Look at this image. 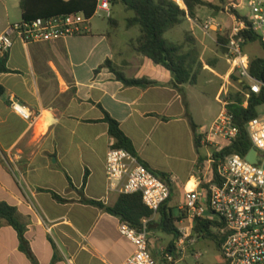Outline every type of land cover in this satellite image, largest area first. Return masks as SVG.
<instances>
[{
    "label": "crops",
    "instance_id": "obj_1",
    "mask_svg": "<svg viewBox=\"0 0 264 264\" xmlns=\"http://www.w3.org/2000/svg\"><path fill=\"white\" fill-rule=\"evenodd\" d=\"M116 7L121 19L93 24L92 17L88 34L27 46L15 39L0 55L8 69L0 73V202L16 208L38 264H123L133 251L118 232V218L81 203L86 198L113 205L119 197L107 189L105 156L114 140L105 113L118 123L138 160L165 176L170 199L175 191L183 199L184 190L208 171L213 151L203 133L225 109L220 96L226 90L203 59V42L184 23L164 35L181 44L189 34L198 50L197 82L179 87L182 98L170 72L133 49L140 34L137 26L126 27L133 13L117 4L110 15ZM13 11H19L18 20ZM20 21V0H0V34ZM106 61L126 79L156 84L124 86ZM14 105L29 117L20 116ZM149 221L151 237L160 232L158 215ZM18 246L14 229L0 223V264H31ZM156 246L150 239L149 248Z\"/></svg>",
    "mask_w": 264,
    "mask_h": 264
},
{
    "label": "built area",
    "instance_id": "obj_2",
    "mask_svg": "<svg viewBox=\"0 0 264 264\" xmlns=\"http://www.w3.org/2000/svg\"><path fill=\"white\" fill-rule=\"evenodd\" d=\"M111 3L112 0H97L93 17L104 13L109 18ZM221 12L230 20L229 27L209 19L202 29L226 37L228 75L234 74L242 88L248 87L243 93L245 107L249 94L259 93L264 86L250 76V60L243 51V33L247 30L264 41V0H231ZM89 21L83 13H74L9 25L0 34V55L11 49L15 39L27 46L88 34ZM14 110L23 118L29 117L18 105H14ZM245 129L257 153V164L248 163L238 154L227 155L222 160H216L212 154L208 157L205 177L183 192V204L179 208L182 217L178 221L180 237L175 242L174 254L183 251L185 243H195L192 234L195 222L200 219L219 224H212L210 230L221 238L219 253L223 264H264V115L250 120ZM237 132L232 117L224 109L203 133L204 141L214 147V153H219L231 144ZM105 175L109 192L140 194L143 204L154 214L171 196L169 186L124 149H108ZM118 232L133 246L123 264H158L150 253L147 220L139 231L120 223ZM174 254L165 255L167 264H173Z\"/></svg>",
    "mask_w": 264,
    "mask_h": 264
},
{
    "label": "trees",
    "instance_id": "obj_3",
    "mask_svg": "<svg viewBox=\"0 0 264 264\" xmlns=\"http://www.w3.org/2000/svg\"><path fill=\"white\" fill-rule=\"evenodd\" d=\"M97 0H20L21 21L31 22L35 19H47L51 17L66 16L74 13H83L88 19L94 14ZM222 3V0H218ZM112 5H121L126 11L132 12L133 16L126 20V27L137 26L139 28V37L133 49L150 59L154 64L159 65L170 72L173 77V86L181 93L184 98L182 89L179 87L185 84L195 85L197 82V69L201 67L198 60V50L195 47V41L192 37L186 36L181 44L173 43L164 38V35L174 27L183 23L186 18L194 19L197 8L206 7L216 12L221 11L223 7L212 2L204 0H182V6L172 0H112ZM111 24V21L109 20ZM243 47L248 43H258L264 47L262 41L252 30L243 33ZM227 39L223 35H216V45L220 52L226 54ZM249 74L252 78L264 84V58L249 59ZM105 66L108 67L116 79L127 87H149L156 83L146 79L134 80L126 79L124 75L117 72L109 61ZM6 57L0 59V73H6ZM234 81L237 78L231 75ZM179 88V89H178ZM238 92H229L224 98L225 110L232 117V124L237 128V135L231 144L221 150L219 153L212 152V156L217 160H222L230 154H238L245 157L253 148L247 132L246 124L257 117L258 108L264 106V86L260 87L259 93H250L247 99V105L244 107V92L248 88H242L238 84ZM3 89L0 87V96ZM192 129L195 130L196 125L190 119ZM104 122L108 125V133L114 140V148L124 149L135 155L131 142L121 132L118 123L105 113ZM198 139H196V142ZM138 159V158H137ZM143 164V163H142ZM144 165V164H143ZM145 166V165H144ZM146 167V166H145ZM213 172L216 173L215 166H212ZM156 177L164 181V175L152 172ZM165 182V181H164ZM86 183V175L83 178L82 185ZM52 197L58 201L63 200L56 194L51 193ZM170 198L159 208L157 228L160 232L172 236V240L168 245L167 251L174 254L175 242L179 239L180 234L176 227V223L181 219L182 212L174 216L172 209L167 207ZM81 203L96 207L104 213L116 217L120 223L126 224L130 228L139 231L142 228V222L147 220V229L150 230V219L154 212L148 209L142 202L140 194H121L113 205H106L100 201L82 199ZM0 223H4L17 234L19 246L18 249L31 262L38 264L34 258L30 246L25 239L26 225L21 222L15 207L7 203L0 202ZM219 225L217 222L198 219L194 225V234L200 238L211 239L219 250L221 238L211 232L210 226Z\"/></svg>",
    "mask_w": 264,
    "mask_h": 264
},
{
    "label": "rangeland",
    "instance_id": "obj_4",
    "mask_svg": "<svg viewBox=\"0 0 264 264\" xmlns=\"http://www.w3.org/2000/svg\"><path fill=\"white\" fill-rule=\"evenodd\" d=\"M230 1L231 0H222V3H219L218 0H214V4H218L219 6L223 7ZM177 4L182 6V1L178 0ZM118 8L116 7L114 15H110L109 18L106 17L104 13H98L94 15L92 19L93 24H98L100 22L107 23L108 20H111L113 17L116 19H121L123 13L119 12ZM13 17H15L14 19L18 20L19 11H13ZM209 19L215 20L224 27L230 25V20L223 13L216 12L215 10L206 7H199L196 10L195 18H186L183 22V27L187 28L191 32L192 36H194L198 41L203 42L201 53L204 61L211 64L220 75L221 78H219L218 81L219 86L223 84L225 85L224 89L226 90V93L220 96V100L224 101L223 98L229 92H238L239 88L237 81H234L231 78V75H229L228 78H225L230 70V65L226 62L225 54L221 53L216 45V35L220 34L205 32L202 29V24ZM186 36L190 37L189 34H184V39ZM243 51L248 55L249 59L264 58V47H261L257 42L246 44L243 47ZM257 111L259 115H264V106L259 107ZM208 145L211 146L210 144ZM211 148L213 151L214 148L212 146ZM169 201L173 215L178 216L180 210L179 208L183 204L182 197L177 191H175ZM176 227L177 229L180 227L178 223H176ZM192 235V237L195 239V243L193 245L185 243L183 245V251H180L179 254H174V257H172L174 260L173 264H223L219 250L211 239L197 237L194 232ZM152 238L157 244L155 248L150 247L152 258L158 264H167L165 255L168 254V242L172 240V236L158 232L156 235H151L150 239Z\"/></svg>",
    "mask_w": 264,
    "mask_h": 264
},
{
    "label": "water",
    "instance_id": "obj_5",
    "mask_svg": "<svg viewBox=\"0 0 264 264\" xmlns=\"http://www.w3.org/2000/svg\"><path fill=\"white\" fill-rule=\"evenodd\" d=\"M256 156V151L254 149H251L250 152L245 156V159L250 164H257Z\"/></svg>",
    "mask_w": 264,
    "mask_h": 264
}]
</instances>
